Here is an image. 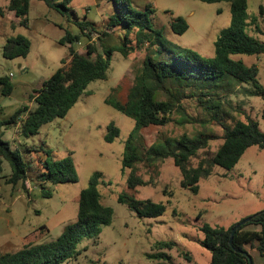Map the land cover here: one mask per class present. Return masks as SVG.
<instances>
[{
  "label": "rangeland",
  "instance_id": "374dc122",
  "mask_svg": "<svg viewBox=\"0 0 264 264\" xmlns=\"http://www.w3.org/2000/svg\"><path fill=\"white\" fill-rule=\"evenodd\" d=\"M51 1L54 4L60 2ZM8 2L0 0V8H5ZM148 2L157 10L152 20L154 27L162 31L169 43L162 52L151 50L157 60H167L169 53H173L172 48L177 46L194 49L203 56H214L215 41L232 20L228 1L138 0L135 6L142 9ZM247 3L249 21L255 16L258 18L248 32L264 42V35L255 30L256 25L264 29V14L260 13L264 0H247ZM68 7L69 11L62 13L44 0H32L28 25L16 22L12 12L6 9L4 15L0 14V76L11 74L14 85L10 96L0 93L2 120L9 119L25 106L36 107L32 98L35 90L69 56V45L61 44L59 40L67 31L80 33L78 21L96 24L95 31L103 38L95 45L104 59L110 61L107 78L89 82L86 92L68 114L42 126L39 134L25 138L19 126L3 127L2 137L12 148L20 149L28 166V177L18 184L8 183L6 179L11 175L12 167L3 158L0 169V256L16 252L29 243L55 240L67 224L77 219L80 193L89 185L92 175L100 172L102 178L98 188L103 204L114 211L113 221L101 227L97 243L95 237L84 234L76 246L81 253L62 264H211L212 253L202 244L204 232L201 227L205 223L229 227L264 210V149L249 147L231 169L215 165L212 174L200 181L198 193L182 187L180 168L172 158L153 166L140 162L137 174L149 183L129 188L131 169H124L123 157L126 141L136 129V122L106 103V99L114 96L126 101L148 51L144 48L127 58L123 56L119 47L125 41L126 30L110 27L108 20H101L114 11V0H72ZM173 16L186 19L187 31L179 34L171 29ZM18 34L30 39L31 51L26 57L6 58L3 46L9 37ZM87 37L83 36L82 44L76 45L84 54L91 43ZM129 39L135 46L134 31L129 33ZM111 47L114 48L108 55L105 50ZM236 58H241L248 66L257 64L260 69L258 81L264 85V55H238ZM230 97L231 100L223 101L221 109L225 126L231 127L234 120H246L243 110L264 132V98L246 96L242 92ZM26 112L23 111L19 119H23ZM172 117L173 122L165 126L139 129L147 147L185 134L215 136L208 148L201 150L191 161V165L196 166L203 156L222 144V126L212 120L195 99L184 100L183 110L176 111ZM184 117L186 121L182 122ZM111 122L119 127L120 134L108 142L105 137ZM42 144L58 159L73 158L79 175L77 181L55 184L39 179L45 155L31 148ZM47 192L52 195L47 196ZM121 193L163 202L166 211L159 217H141L118 201ZM161 242H173V246L158 247ZM252 253L259 255L256 250Z\"/></svg>",
  "mask_w": 264,
  "mask_h": 264
},
{
  "label": "trees",
  "instance_id": "16d2710c",
  "mask_svg": "<svg viewBox=\"0 0 264 264\" xmlns=\"http://www.w3.org/2000/svg\"><path fill=\"white\" fill-rule=\"evenodd\" d=\"M31 1L9 0L6 9L15 13L21 25H28ZM44 1L65 13L69 11L68 4L72 0H60L56 4L51 0ZM114 1L116 7L114 11L109 12L107 20L110 27L121 28L127 32L123 45L119 47L123 56L127 58L132 52L144 48L148 51L126 101L123 102L114 96L106 99V103L132 117L136 122V129L126 141L123 157L124 169H131L129 188L149 183L137 174L140 162L144 161L153 166L172 158L180 168L182 187L198 193L200 181L212 174L215 165L231 169L249 147L258 146L264 149V132L255 119L241 110L246 120H234L233 125L228 127L225 126V117L221 112L223 101L231 100L230 96L236 92L264 98V85L258 81V65L254 63L248 66L241 58H236L238 55H264V42L258 41L248 32V28L255 24L258 18L255 16L249 21L247 0H200L207 3H231V24L221 31L215 41V55L203 56L194 49L177 46L172 48L173 53H169L167 60L154 59L151 53L154 49L156 52H162L169 44L162 31L154 27L152 20L157 10L153 4L148 2L141 9L135 6L138 0ZM4 13L5 8H0V14ZM260 13L264 14L263 6L260 7ZM77 25L80 33L67 31L59 41L69 45V56L63 60V65L49 78L44 79L40 88L35 90L32 98L37 104L36 107L30 109L25 106L7 120L0 118V169L3 158L7 159L12 167V173L6 179L8 183L18 184L20 181H26L28 166L20 149L12 148L11 144L3 139V127L19 126L23 137L35 136L45 124L65 117L86 92L89 82L107 78L110 61L104 59L96 45L88 43L85 54L76 47L78 42H82L83 36L90 38L86 30L95 31L96 24L78 21ZM170 27L175 33L182 34L187 31L189 25L185 18L173 16ZM255 30L264 35V29L259 25H256ZM133 31L136 35L135 46L131 45L132 41L129 39V33ZM103 35H107V31ZM102 38L101 35L100 39ZM113 48L105 50L106 53L110 55ZM30 51V39L21 34L9 37L3 46V54L9 59L26 57ZM13 89L10 75L0 76V93L10 96ZM186 99H195L207 115L224 130L220 147L203 156L196 166L191 165V161L201 150L208 148L215 136L191 137L185 134L180 138H168L147 147L139 134V129L153 125L165 126L173 122L172 115L183 110V101ZM23 111L27 112L23 119H19ZM185 121L184 117L182 122ZM119 134V127L111 122L105 139L112 142ZM31 150L41 151L45 155L41 162L43 171L39 175L40 180L55 184L78 180L77 167L71 156L58 159L43 144L40 147L34 146ZM101 178L100 172L92 175L89 185L80 193L77 219L67 224L55 240L26 244L16 252L1 255L0 264H62L81 253V250H76V246L84 234L95 237L97 243L101 227L111 224L114 215L113 209L102 202L98 188ZM51 195V192H47V196ZM118 201L128 205L141 217H159L167 208L163 202L137 198L128 193L119 194ZM251 216L252 221L236 231L233 244L230 243L231 232L238 222L229 227L212 226L208 223L201 227L204 232L202 244L212 253L211 264H250L249 257H252L253 250L264 255V210ZM250 225H260V229L248 228ZM157 245L171 247L173 242H161ZM236 248L248 254L238 252Z\"/></svg>",
  "mask_w": 264,
  "mask_h": 264
},
{
  "label": "crops",
  "instance_id": "0c3cea01",
  "mask_svg": "<svg viewBox=\"0 0 264 264\" xmlns=\"http://www.w3.org/2000/svg\"><path fill=\"white\" fill-rule=\"evenodd\" d=\"M9 3V2H8ZM96 3L99 5V1H96ZM8 5V4H7ZM7 7V6H6ZM6 7H5V9H6ZM7 10V9H6ZM8 11V10H7ZM9 12H12V14L14 15V20L16 21V22H18L19 23V18H17L16 17V15H15V13L13 12V11H9ZM108 15H109V13L107 14V18H108ZM107 18H104V17H102V22L104 21V20H107ZM20 24V23H19ZM72 33V32H71ZM73 34H76V33H73ZM64 37V36H63ZM62 37V38H63ZM62 38H60V40L62 39ZM59 40V41H60ZM78 50L80 49V48H77ZM250 215H252V214H250ZM249 216V215H248ZM247 217V216H246ZM238 222V221H237ZM236 223V222H235ZM248 228H252V229H257V230H259L260 229V225H250V226H248ZM252 257H253V261H254V264H264V255H254L253 253H252Z\"/></svg>",
  "mask_w": 264,
  "mask_h": 264
},
{
  "label": "water",
  "instance_id": "95a60500",
  "mask_svg": "<svg viewBox=\"0 0 264 264\" xmlns=\"http://www.w3.org/2000/svg\"><path fill=\"white\" fill-rule=\"evenodd\" d=\"M252 219H253L252 216L246 217V218L242 219L241 221H239V222L235 225V227L232 229V232H231V238H230V243H231V244L234 243V236H235L236 231H237L242 225H244V224H246V223H248V222H251ZM236 250H237L238 252H242V253H244V254H248V252L243 251V250H241V249L236 248ZM249 259H250V264H254L252 257H249Z\"/></svg>",
  "mask_w": 264,
  "mask_h": 264
},
{
  "label": "built area",
  "instance_id": "2783aa9c",
  "mask_svg": "<svg viewBox=\"0 0 264 264\" xmlns=\"http://www.w3.org/2000/svg\"><path fill=\"white\" fill-rule=\"evenodd\" d=\"M86 33H88L89 36H90V42L92 44H97L96 42H98V39H100L101 34L99 32H96V31L92 30V29L86 30ZM78 44H82V42H78Z\"/></svg>",
  "mask_w": 264,
  "mask_h": 264
}]
</instances>
